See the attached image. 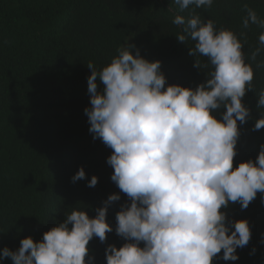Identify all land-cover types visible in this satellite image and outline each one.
<instances>
[{
	"label": "trees",
	"instance_id": "16d2710c",
	"mask_svg": "<svg viewBox=\"0 0 264 264\" xmlns=\"http://www.w3.org/2000/svg\"><path fill=\"white\" fill-rule=\"evenodd\" d=\"M264 19V0H214L211 6L181 9L174 0H0V250L17 251L23 238L42 240L43 233L66 219L73 209L90 218L103 207L111 194L106 222L113 231L101 242L93 237L87 245L86 262L106 264L108 245L126 242L116 231V213L130 199L111 180L113 168L107 163L112 149L99 138L93 139L85 108H90L87 77L91 62L99 72L118 56L119 50L134 45L148 61L159 60L166 85L195 89L210 78L213 70L208 58L194 50L195 41L175 25L177 15L185 21L199 15L212 20L215 27L233 31L241 40L245 62L254 71L252 90L242 103L249 118L238 128L233 168L249 159L255 162L264 144V127L254 124L264 113L257 99L264 90V48L255 60L252 53L261 47L257 24L243 26L245 8ZM186 36L181 43L176 36ZM199 61L201 67H196ZM208 67H204V65ZM104 85L97 79V90ZM223 105L212 114L221 119ZM83 168L85 178L72 177ZM98 178L88 186L92 176ZM260 192L246 209L231 203L226 223L246 219L251 238L237 248L238 260L224 261L223 250L212 264H264V198ZM140 247L144 242H140ZM253 249L255 251L253 252ZM0 264H13L10 257Z\"/></svg>",
	"mask_w": 264,
	"mask_h": 264
},
{
	"label": "clouds",
	"instance_id": "9594fccd",
	"mask_svg": "<svg viewBox=\"0 0 264 264\" xmlns=\"http://www.w3.org/2000/svg\"><path fill=\"white\" fill-rule=\"evenodd\" d=\"M180 8L211 6L214 0H174ZM243 26L264 19L248 8ZM175 25L195 41L194 50L208 58L210 78L195 89L166 85L159 60L148 61L134 45L119 50L101 71L89 62L87 77L90 108L85 113L93 139L99 138L113 151L107 163L113 168L111 180L130 199L116 213V233L126 241L121 247L108 245L106 264H212L223 250L224 261H236L237 248L251 238L248 221L226 223V209L239 203L246 209L258 192L264 194V144L255 162L249 159L233 168L235 146L240 135L237 122H246L249 109L242 103L252 90L254 71L245 62L244 45L228 29H217L212 20L192 15L187 21L177 15ZM185 42L183 34L176 36ZM252 60L264 48V33ZM196 67H201L195 61ZM208 67V65H204ZM264 67V62L257 64ZM97 79L104 85L97 90ZM222 118L212 113L221 106ZM257 107L264 108V90ZM264 127V113L255 121L254 130ZM81 167L73 182L84 179ZM98 182L96 176L89 187ZM264 198V195H262ZM120 199L111 194L104 206L90 218L83 210L73 209L66 219L43 233L34 242L23 238L17 251L0 250V259L10 257L13 264H90L89 241L101 242L112 227L106 222L108 206ZM140 242L144 246L140 247ZM255 249H253V252Z\"/></svg>",
	"mask_w": 264,
	"mask_h": 264
}]
</instances>
